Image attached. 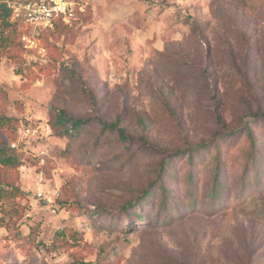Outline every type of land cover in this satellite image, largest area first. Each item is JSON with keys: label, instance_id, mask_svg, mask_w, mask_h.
Instances as JSON below:
<instances>
[{"label": "rangeland", "instance_id": "1", "mask_svg": "<svg viewBox=\"0 0 264 264\" xmlns=\"http://www.w3.org/2000/svg\"><path fill=\"white\" fill-rule=\"evenodd\" d=\"M82 3L0 60V138L37 128L0 171V264H264V0Z\"/></svg>", "mask_w": 264, "mask_h": 264}, {"label": "trees", "instance_id": "2", "mask_svg": "<svg viewBox=\"0 0 264 264\" xmlns=\"http://www.w3.org/2000/svg\"><path fill=\"white\" fill-rule=\"evenodd\" d=\"M77 2L83 6L82 10H78L76 8L74 18L72 19L70 24L63 23L61 20H56L54 22V26L52 29H44L41 31V36L43 33L55 32L56 30L61 29H69L76 20L80 19L84 14V5L82 0H77ZM10 10L6 6L4 2L0 1V60L2 58L13 59L19 51H23V46L21 43V36L24 33V28L18 21H11L10 20ZM0 99L3 101L5 99V93L0 89ZM254 117L260 116V113H253ZM264 117V114L261 115ZM90 119H82V118H74L69 115L64 110H59L55 114V121L54 124L61 128V133L63 134H76L81 128L85 127L86 124L89 122ZM11 121L10 118L0 115V129L6 128V125ZM98 124L101 126L102 130H108L116 132L118 137L121 140H130L134 139L133 136L126 134L124 128L119 125V120L116 119L114 121H105L102 118L98 117ZM14 128V135L13 138H0V171L12 170L18 167L21 163L20 155L22 151V147L12 148L10 145L15 140L16 137V128L17 124L13 125ZM245 134L247 137L253 141V135L251 134V129L247 124H245ZM237 132H233L235 134ZM202 147L206 148V145ZM167 164V163H165ZM167 166V165H166ZM162 169H165V165L163 166L162 163L160 165ZM217 174L213 176V182L216 183ZM5 179V178H4ZM20 194V190L14 186L10 181H5L0 178V211L3 210V204L6 200L14 199ZM153 196V189H144L141 191V194L137 196L141 199H147L148 197ZM217 197V192L213 191L210 195V199H214ZM191 206V204L189 205ZM135 215L140 220H144L142 214L135 212ZM77 233L76 231L71 230L70 237L73 241H76Z\"/></svg>", "mask_w": 264, "mask_h": 264}, {"label": "built area", "instance_id": "3", "mask_svg": "<svg viewBox=\"0 0 264 264\" xmlns=\"http://www.w3.org/2000/svg\"><path fill=\"white\" fill-rule=\"evenodd\" d=\"M10 10L11 21H18L24 28L21 43L25 50H38L39 35L44 29H52L56 20L70 24L75 15L76 8L82 10L77 0H0ZM27 119V117H25ZM37 131L30 122H20L17 129V139L11 143L12 148H17L27 137L33 136ZM40 197L42 193L38 192Z\"/></svg>", "mask_w": 264, "mask_h": 264}]
</instances>
